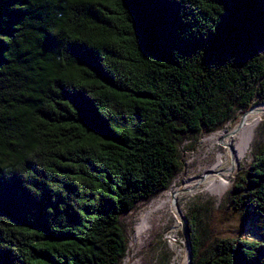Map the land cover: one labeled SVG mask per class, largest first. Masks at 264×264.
Returning a JSON list of instances; mask_svg holds the SVG:
<instances>
[{
	"label": "trees",
	"instance_id": "16d2710c",
	"mask_svg": "<svg viewBox=\"0 0 264 264\" xmlns=\"http://www.w3.org/2000/svg\"><path fill=\"white\" fill-rule=\"evenodd\" d=\"M263 103L264 0H0V264H120L182 142ZM226 200L191 264H264V142Z\"/></svg>",
	"mask_w": 264,
	"mask_h": 264
},
{
	"label": "rangeland",
	"instance_id": "374dc122",
	"mask_svg": "<svg viewBox=\"0 0 264 264\" xmlns=\"http://www.w3.org/2000/svg\"><path fill=\"white\" fill-rule=\"evenodd\" d=\"M243 116L244 115L240 113L235 114L233 120L224 125L221 130L235 127L241 122ZM263 117L260 124L254 131V136L252 138V142L250 143L251 151L247 152L246 158H244L245 160L242 159L239 161V165L236 167V170L231 177L229 187L222 194L212 195L204 191L205 187L202 183L196 187L189 188V190H181L176 206L179 211V217L175 218L171 215L169 221H166L167 218L160 220V214H151V217L149 216L150 219L148 218V221L150 222L149 227L139 234L137 230L141 215L148 211L152 200L155 199L154 197L162 196L167 191L159 193V196L156 195L152 197L154 199L150 198L137 201L135 206L130 211H127L120 216V223L123 225L128 238V250L124 258L120 261V264H173L176 255L174 247L176 249H183L182 255L188 256L186 239L182 232L181 217L185 216L190 209L193 208V206H203L200 214V227L203 229L205 228L206 221L209 218V212L227 205L226 199L238 172L249 167L253 154L264 142ZM219 131L217 130V132ZM217 132L215 131V133ZM215 133L200 134L182 142L180 150L182 151L181 153L184 165L183 169L178 172L173 179V184L175 182L182 184L185 180L192 181L200 179L210 173L212 164L217 161V150L225 151V148L219 145L216 140L210 139L211 135ZM226 157L227 164L225 167H228V164H231V157L228 154H226ZM172 183L171 185L173 186ZM248 217L251 218L252 221L255 220L254 216H246V218ZM239 222L238 214H233L229 221L226 222V225L223 226L225 229L223 235H231L230 232H233L232 228ZM166 223L167 225L164 226ZM262 223L264 222L262 221ZM251 229L256 231L255 227ZM242 234H250L251 236L249 237L255 235L250 231V229L248 233L247 231H244ZM171 235H174L176 239L173 244L169 239V236Z\"/></svg>",
	"mask_w": 264,
	"mask_h": 264
},
{
	"label": "bare ground",
	"instance_id": "6f19581e",
	"mask_svg": "<svg viewBox=\"0 0 264 264\" xmlns=\"http://www.w3.org/2000/svg\"><path fill=\"white\" fill-rule=\"evenodd\" d=\"M263 114L264 103L258 104L249 113L244 115L241 122L235 127L223 129L211 135L210 139L216 140L219 145L225 148V151L217 150V161L212 164L210 173L200 179L185 180L182 184L175 182L164 195L152 200L148 211L144 212L140 217L138 234L149 227L150 222L148 218L151 214H160V220L167 218L166 221H169L171 215L175 218L179 217V211L176 206L181 190H189V188L196 187L202 183L205 187L204 191L212 195L222 194L229 187L231 177L239 165V161L246 158L247 152L251 151L250 143L252 142L255 129L262 120ZM226 154L231 157V164H228V167H225L227 164ZM166 225L167 223L164 226ZM169 239L172 244L176 241L174 235L169 236ZM174 250L176 255L173 264H187L188 256L182 255L183 249H176L174 247Z\"/></svg>",
	"mask_w": 264,
	"mask_h": 264
},
{
	"label": "water",
	"instance_id": "95a60500",
	"mask_svg": "<svg viewBox=\"0 0 264 264\" xmlns=\"http://www.w3.org/2000/svg\"><path fill=\"white\" fill-rule=\"evenodd\" d=\"M182 219V232L184 234V237L186 239V244H187V252H188V264L192 263V251H191V246H190V242L186 233V219L185 216L181 217Z\"/></svg>",
	"mask_w": 264,
	"mask_h": 264
}]
</instances>
